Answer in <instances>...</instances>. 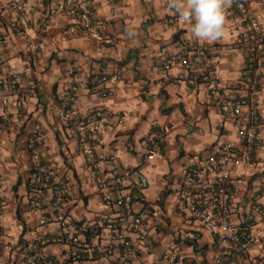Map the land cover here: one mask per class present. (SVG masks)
Returning a JSON list of instances; mask_svg holds the SVG:
<instances>
[{
  "label": "crops",
  "instance_id": "crops-1",
  "mask_svg": "<svg viewBox=\"0 0 264 264\" xmlns=\"http://www.w3.org/2000/svg\"><path fill=\"white\" fill-rule=\"evenodd\" d=\"M242 1L264 30V0ZM172 2L0 0V74L6 79L0 86V264H30L28 254L41 255L43 264H122L125 250L115 231L73 228L106 216L127 230L133 264H169L164 254L170 248L178 252L175 264H215L216 239L189 211L181 186L188 170L225 142L245 148L246 138L216 92L230 98L248 92L244 39L250 22L226 0L224 37L201 42ZM30 38L40 45L35 55ZM196 50L205 53V63L194 61ZM180 54L193 63L185 79L179 78V59L167 65ZM259 69V141L250 163L233 171L230 219L242 228L251 214L264 232V46ZM99 75L107 76L102 88L108 95L83 87ZM65 101L75 116L60 115ZM97 110L108 116L102 127L87 121ZM40 162L54 171L43 188V209L31 204ZM143 174L150 180L145 204L151 208L145 241L128 228L124 208L105 199L128 195L125 184ZM60 193L65 197L58 209L52 202ZM132 207L139 211L142 204ZM42 216L52 221L40 225ZM105 246L112 251L100 253ZM224 263L264 264V242Z\"/></svg>",
  "mask_w": 264,
  "mask_h": 264
},
{
  "label": "built area",
  "instance_id": "built-area-1",
  "mask_svg": "<svg viewBox=\"0 0 264 264\" xmlns=\"http://www.w3.org/2000/svg\"><path fill=\"white\" fill-rule=\"evenodd\" d=\"M238 8L239 12L245 19L250 22V28L244 39L247 47V69L249 73L245 77V84L248 88L247 94L241 95L238 98H230L229 96L216 92V99L225 111L231 110L236 123V129L239 136L246 138L245 148L240 151L236 148L233 141H228L222 144L219 149L211 152L204 160L202 166L190 168L185 175L181 186V197L187 202L188 209L194 218L200 220L204 226L210 231L218 245V254L215 258V264H225L235 261L239 254L250 251L257 241L264 242V232L259 227V221L254 219L253 215H249L244 221L242 228H238L231 222V214L233 211V171L250 163V155L255 149L258 140L259 126L261 123V115L258 111V96H259V59L261 50L264 46V30L260 24L259 18L253 16L246 4L242 0H231ZM18 6V2L12 4ZM76 8L75 4H72ZM24 35L23 31L19 32ZM28 50L31 55L39 52L40 45L34 39L28 41ZM194 61L200 64L206 62V55L201 50H196ZM179 59L183 65V71L180 72L179 78L185 79L188 77V72L192 66V61L186 54H180L172 59L167 60V65L174 60ZM208 70L212 72L210 65ZM115 77L118 75L115 74ZM106 75L97 76L93 82H85L84 88L91 87L100 88L103 95H108L110 92L103 90L102 85L106 80ZM200 76L194 74L192 80L198 81ZM6 83L4 76L0 74V86ZM63 118L75 116L74 110L71 108L69 101H65L63 109L60 111ZM87 121H100V126L108 122V116L102 111H94ZM81 148L87 149L89 141L85 138L80 140ZM154 153H150L152 158ZM127 173L119 174L118 179L127 178ZM54 171L47 163L40 162L34 169V189L33 199L31 204L37 209H43L44 203L41 200L44 190L43 188L52 182ZM126 181V180H125ZM128 190V195H119L111 197L106 195L105 199L108 202L122 206L124 208L125 223L131 230L137 234L138 238L145 241L148 237L149 221L151 217V208L145 204L146 190L150 185V180L146 175H141L138 181L128 182L125 184ZM65 194L60 193L55 196L53 205L60 209L63 206ZM140 202L142 209L136 211L132 207V202ZM260 217L264 220V208L259 207ZM52 221V216H42L40 225L48 224ZM115 231V238L124 246V256L122 264H133L130 257L133 241L127 235V230L120 227L119 223L112 217H102L96 224L91 222L75 223L73 228L75 231L92 230L95 233L102 228ZM74 244L79 242V237L72 238ZM100 253H108L112 251V246L100 247ZM165 260L169 264H175L178 260V252L175 248H170L165 251ZM30 264H43V257L39 254L27 255Z\"/></svg>",
  "mask_w": 264,
  "mask_h": 264
},
{
  "label": "clouds",
  "instance_id": "clouds-1",
  "mask_svg": "<svg viewBox=\"0 0 264 264\" xmlns=\"http://www.w3.org/2000/svg\"><path fill=\"white\" fill-rule=\"evenodd\" d=\"M171 7L196 40L214 42L224 37L226 0H173Z\"/></svg>",
  "mask_w": 264,
  "mask_h": 264
}]
</instances>
